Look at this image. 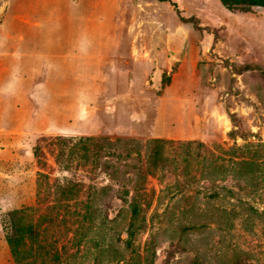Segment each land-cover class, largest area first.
<instances>
[{
    "label": "rangeland",
    "instance_id": "obj_1",
    "mask_svg": "<svg viewBox=\"0 0 264 264\" xmlns=\"http://www.w3.org/2000/svg\"><path fill=\"white\" fill-rule=\"evenodd\" d=\"M171 1L198 26L162 0H0V264H16L6 236L19 209L37 224L36 264H264V8ZM58 136L137 154L116 181L51 155L40 169L35 148ZM152 139L212 155L184 169L188 149L172 146L179 173L161 182L146 178ZM65 177L83 185L78 202L55 195ZM140 185L156 194L128 248L120 197Z\"/></svg>",
    "mask_w": 264,
    "mask_h": 264
},
{
    "label": "trees",
    "instance_id": "obj_2",
    "mask_svg": "<svg viewBox=\"0 0 264 264\" xmlns=\"http://www.w3.org/2000/svg\"><path fill=\"white\" fill-rule=\"evenodd\" d=\"M169 3L178 15L180 20L184 23H193L198 26V21L194 17L187 18L183 15V12L179 9L177 3L171 0H162ZM228 10L232 12H252L255 8H264V0H219ZM40 145L34 150V155L38 160L40 169H48L47 156L51 155L55 159V163L64 171L71 172L73 170L80 171L86 170L89 167H98L103 164L105 170H111L108 174L113 181L114 178H118L122 173L123 168L129 166V160L133 158L134 154L131 149L124 148L121 145L125 144L124 140H117L116 142L105 141L101 144V141L94 137L87 138H74L58 136L53 138H42ZM47 147L48 151H45L43 146ZM185 146L188 151L185 156L186 165L184 169L191 166L194 159L201 158V150L205 149L207 157L210 158L212 153L211 149L202 142L195 141H173L167 139H152L147 144V152L145 157L146 164V178L158 179L161 182H167L173 179L175 175H178L180 169V163L177 158L171 157L170 148L172 146ZM196 146L199 149L198 153H194L193 147ZM108 151L106 156L110 157L105 163H102V151ZM114 160V161H113ZM121 164V165H120ZM241 165L251 166L249 161H240ZM120 165V166H119ZM136 168V167H135ZM134 168V169H135ZM130 172V169L127 170ZM42 180H48L49 175L46 172L39 173ZM66 184L56 185V193L58 200L61 203L66 204L75 200L78 202L81 192L84 190L83 185L78 181H73L65 177ZM48 187L52 186L48 183ZM50 189L48 195H50ZM156 194L155 190L151 193H147V189L143 185L134 188L133 194L131 191L125 190L120 199L124 201L132 212V219L128 229L129 239L127 240V247L131 248L132 240L136 236L137 221L140 218L141 213L144 210L150 209L153 198ZM70 204V203H69ZM140 227V229H142ZM37 224H35L27 210L19 209L8 213V228L6 240L11 249V253L15 258L16 264H36V261H28L27 258H31L35 254V242L38 239ZM31 256V257H30ZM42 264H47L46 261ZM111 264V263H110ZM116 264H142L141 257H138L136 261L130 260L117 261Z\"/></svg>",
    "mask_w": 264,
    "mask_h": 264
},
{
    "label": "crops",
    "instance_id": "obj_3",
    "mask_svg": "<svg viewBox=\"0 0 264 264\" xmlns=\"http://www.w3.org/2000/svg\"><path fill=\"white\" fill-rule=\"evenodd\" d=\"M9 55H6L4 52H3V48H2V53H1V55H0V57H8ZM22 63V62H21ZM38 65H39V63H38ZM40 68V67H39ZM4 72H5V64H4V60H1L0 61V73H1V76H2V74H4ZM38 80H39V78H38Z\"/></svg>",
    "mask_w": 264,
    "mask_h": 264
}]
</instances>
